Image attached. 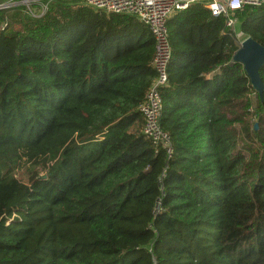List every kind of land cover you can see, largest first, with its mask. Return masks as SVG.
<instances>
[{"label": "trees", "instance_id": "1", "mask_svg": "<svg viewBox=\"0 0 264 264\" xmlns=\"http://www.w3.org/2000/svg\"><path fill=\"white\" fill-rule=\"evenodd\" d=\"M234 15L264 46V6ZM166 27L169 153L142 132L155 41L138 19L0 8V264H264V89L224 16L196 3Z\"/></svg>", "mask_w": 264, "mask_h": 264}, {"label": "built area", "instance_id": "2", "mask_svg": "<svg viewBox=\"0 0 264 264\" xmlns=\"http://www.w3.org/2000/svg\"><path fill=\"white\" fill-rule=\"evenodd\" d=\"M50 1L52 0H0V8L22 4L25 6L26 14L41 16L46 11ZM80 2L107 13L132 15L152 34L155 41L152 67L155 68L156 75L148 87L145 99L138 106V110L143 117V135L148 139L150 138L156 147L159 144L163 145L168 153L171 151L169 136L160 126V116L163 109L161 89L167 84V65L172 54L166 27L167 20L175 12L198 3L209 10L213 16H224L226 28L235 33L237 38L239 34L235 27L238 20L234 15L235 12L241 10L244 5L264 6V0H80ZM34 7L37 8V11L33 10ZM239 41L237 39V44Z\"/></svg>", "mask_w": 264, "mask_h": 264}, {"label": "water", "instance_id": "3", "mask_svg": "<svg viewBox=\"0 0 264 264\" xmlns=\"http://www.w3.org/2000/svg\"><path fill=\"white\" fill-rule=\"evenodd\" d=\"M237 47L232 60L242 64L249 78L250 85L261 96L264 85L261 82L259 70L264 63V46L250 36H245L239 41ZM255 128H257V124H255Z\"/></svg>", "mask_w": 264, "mask_h": 264}, {"label": "rangeland", "instance_id": "4", "mask_svg": "<svg viewBox=\"0 0 264 264\" xmlns=\"http://www.w3.org/2000/svg\"><path fill=\"white\" fill-rule=\"evenodd\" d=\"M33 10L37 11V8L34 7ZM20 26V24L18 23V21L13 22L12 27L18 28ZM237 29V32L239 34V36L237 37L238 41L239 39H242L243 33L240 32V28L238 27V24L235 27ZM35 170L39 171V174L41 176H44L45 174V170L40 167V166H35L33 167V165L30 162H27L25 160H22L19 165H18V169L16 170V174H18L19 176L24 177L25 179L27 178V175L32 174Z\"/></svg>", "mask_w": 264, "mask_h": 264}]
</instances>
